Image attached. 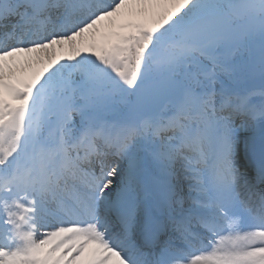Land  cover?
I'll return each instance as SVG.
<instances>
[{
  "label": "snow or ice",
  "instance_id": "obj_1",
  "mask_svg": "<svg viewBox=\"0 0 264 264\" xmlns=\"http://www.w3.org/2000/svg\"><path fill=\"white\" fill-rule=\"evenodd\" d=\"M0 264H264V0H0Z\"/></svg>",
  "mask_w": 264,
  "mask_h": 264
}]
</instances>
